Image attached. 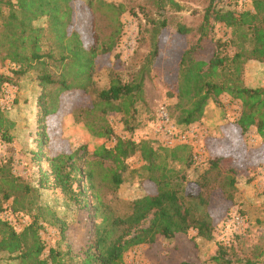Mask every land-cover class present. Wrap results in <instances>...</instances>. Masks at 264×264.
I'll return each mask as SVG.
<instances>
[{
  "label": "trees",
  "instance_id": "16d2710c",
  "mask_svg": "<svg viewBox=\"0 0 264 264\" xmlns=\"http://www.w3.org/2000/svg\"><path fill=\"white\" fill-rule=\"evenodd\" d=\"M153 1L160 12L165 8V1L177 8L173 0ZM250 2L251 9L235 12L218 8V0H209L203 10V21L197 29L199 38L195 45L182 52L179 59L177 102L174 106L177 125L189 126L200 122L208 102L219 104L220 97L226 95L241 104V114L232 122L240 136L255 128L257 134L264 138V86H244L241 72V64L247 60L264 64V0ZM85 9L92 18L90 38L87 41L85 37L86 42L72 26L75 21H82ZM124 10L122 4L103 0H89L86 5L76 0H0V64L8 62L15 67L11 71L13 77L0 73V92L15 84L16 79L13 78L20 79L34 72L42 91L38 99L41 120L54 114L56 99L58 104L61 93L87 89L96 57L109 56L113 52L120 32L119 18ZM96 14L108 19L115 27L105 42L99 41ZM216 24L230 31L229 44L235 48V53L231 57L222 56L217 51L222 45L215 42L216 50L210 58H196L202 40ZM164 27V19L152 22L154 43L145 65L130 83H122L114 75L108 88L97 94L95 110L103 115L131 116L134 105L144 101V75L157 60L158 37ZM177 32L186 35L192 30L179 26ZM85 44L88 46L85 47ZM168 97L173 96L168 93ZM1 110L5 109L0 107V136L10 142L8 128L12 124L3 117ZM227 127L222 130L221 139L206 140L208 154L215 157H209L207 169L193 183L202 189L197 194L191 192L192 186L186 176L180 175L167 161L169 159L172 163L188 167L193 165L191 156L185 161L178 156V152L189 148L187 145L154 149L150 141L134 142L116 137L112 147L101 146L95 151V159L108 163L105 179L112 189L123 184L127 168L125 161L138 153L144 164L141 169L148 174L146 180L151 184V190L134 200L129 213L122 217L110 214L101 197L92 193L93 235L85 247L69 257V263H65L60 251L52 248L44 257L46 247L39 234L41 226L38 217H31V209L25 205L28 204L26 201L31 189L11 172L9 162L1 163L0 261L2 256H7L8 261H17L18 264H122L125 253L139 246H153L158 238L181 240L195 231L197 237L212 240L218 218L208 210L206 190L223 164L233 162L240 154L237 142L227 132ZM110 134L108 127H102L97 136ZM46 140L38 142L39 150L34 157L37 164L40 161L47 164V171H39L40 180H51L53 188L68 201L79 209H86L89 206L87 191L94 189V173L90 169L91 163L86 161L85 148H81L82 154L79 151L51 154L46 148L43 150L44 146H48ZM224 171L227 173L224 187L232 190L237 170L228 165ZM4 212L11 213L14 218L29 215L31 221L17 231L2 217ZM64 233L65 227L62 226L61 234ZM224 248L221 245L212 258L215 264H233ZM246 264L252 263L247 261Z\"/></svg>",
  "mask_w": 264,
  "mask_h": 264
},
{
  "label": "rangeland",
  "instance_id": "374dc122",
  "mask_svg": "<svg viewBox=\"0 0 264 264\" xmlns=\"http://www.w3.org/2000/svg\"><path fill=\"white\" fill-rule=\"evenodd\" d=\"M76 1L86 5L89 0ZM173 1L177 8L165 1L162 13L158 11L153 0L106 2L122 4L125 9L119 18L120 32L115 49L109 56L96 57L89 87L61 93L58 104L56 99V111L45 119L41 120L40 116L38 99L42 91L37 85L34 72L20 79L13 78L16 79L15 84L5 88L10 94V101L5 110L1 111L3 117L12 124L8 128L12 140L4 141L0 136V164L9 162L11 172L31 189L26 201L28 204L25 205L31 209V217H38L41 226L39 234L46 247L44 257L48 249L52 248L60 251L65 263H69V257L87 245L95 224L92 217V193L101 197L110 214L122 217L129 213L130 204L134 200L142 198L151 190V184L146 180L148 174L141 169L144 164L138 153L125 161L127 168L124 182L116 189L110 188L105 179L108 163L95 159L93 153L101 146L112 147V139L116 137L134 142L150 141L153 148L158 149L157 147L161 146L153 140L156 138L155 129L159 127L156 111L163 107L177 131L185 132L188 128L196 130L198 145L204 152L202 161L193 163L190 167L178 162L172 163L167 159L170 167L179 171L180 175L186 176L191 183L190 190L193 194L202 191L193 183L207 169L209 157H215L208 154L206 140L219 139L222 137V130L230 126L227 127V132L236 140L240 154L233 162L223 164L206 190L209 197L208 210L218 218L212 240L197 237L195 231H191L181 240L158 238L153 246L143 245L125 253L122 264H215L212 258L221 245L225 247L227 258L232 259L233 264H246L247 261L252 264H264V138L257 134L255 128H250L243 137L240 136L239 130L232 126V122L240 116L241 104L230 98L219 100V104L208 102L202 117L206 118L207 113V120L189 126L176 124L174 106L177 102L175 95L179 59L183 51L196 44L199 38L197 29L203 21V10L208 6L209 0ZM250 3V0H218L217 7L240 12L251 9ZM83 17L81 22L75 21L72 26L83 40L86 37L88 41L92 18L86 9ZM95 19L99 41L105 42L115 31V27L108 19L98 14ZM161 19L165 20V27L158 37L157 60L144 75V101L134 105L131 116L103 115L99 110H95L97 94L108 88L114 75L122 83H130L139 74L154 43L151 34L152 22L156 23ZM179 26L191 29L192 32L179 34ZM230 39V31L216 24L202 40L196 58H210L216 50L215 42L222 45L217 48L222 56H233L235 48L229 44ZM87 46L85 44V47ZM13 69L14 65L8 62L0 64V73L6 76L13 77ZM241 72L244 86H264L263 63L247 60L241 64ZM168 93L173 97H168ZM0 102H5L2 92ZM102 127H108L111 134L98 137ZM219 132L220 136L215 137ZM45 138V144L48 146H44L43 150L47 149L51 154L75 151L82 154L81 148H85L86 161L91 163L90 169L94 173V189L92 192L87 191L89 206L86 209H79L68 201L53 188L51 180H40L39 171H47V164L44 161L37 164L34 157L39 150L38 142L41 139L44 141ZM188 147L186 151L178 152L183 161L198 151L197 148ZM228 165L237 170L234 176L236 183L232 190L224 187L227 175L224 167ZM233 213L238 214L242 220L237 234L233 232L235 228L227 223ZM20 219H23L24 223L19 222ZM29 220L31 221L29 215L26 218H15L17 226L21 228L25 223H29ZM62 226L65 227L64 234H61ZM223 234L226 235L224 239H227V242H221ZM0 264L18 262L8 261L7 256H2Z\"/></svg>",
  "mask_w": 264,
  "mask_h": 264
},
{
  "label": "built area",
  "instance_id": "2783aa9c",
  "mask_svg": "<svg viewBox=\"0 0 264 264\" xmlns=\"http://www.w3.org/2000/svg\"><path fill=\"white\" fill-rule=\"evenodd\" d=\"M2 93L4 94L5 102H0V107L5 109L8 102L10 101V94H8L7 89H4ZM156 116L159 122V127L155 129L154 136L156 138L153 140L157 142V144L159 143V146L164 148H175L177 146L187 145L197 148L198 151L192 155V161L194 164H198L200 161H202L201 157L203 156L204 152L198 145L199 138L197 137L195 129L188 128V130H186L185 132L177 131L176 127L171 122L167 112L163 107H159L157 109ZM112 141L115 142V138L112 139ZM2 215L3 218L6 219L10 225L14 226L17 231H20L23 228L17 226L15 218L11 213L4 212ZM22 220L23 219H20L19 222L24 223V221ZM227 223L229 224V226L235 228L233 232L237 234L239 227L242 225V220L238 214L233 213L230 215V218L228 219ZM26 224L27 223H25L24 225ZM225 237L226 235L223 234L221 242H227V239H224Z\"/></svg>",
  "mask_w": 264,
  "mask_h": 264
},
{
  "label": "crops",
  "instance_id": "0c3cea01",
  "mask_svg": "<svg viewBox=\"0 0 264 264\" xmlns=\"http://www.w3.org/2000/svg\"><path fill=\"white\" fill-rule=\"evenodd\" d=\"M105 2H111L112 0H104ZM226 98H229L228 96H226V95H222L221 97H220V100L222 99V100H225ZM205 116H206V118H204V119H201V121L202 120H207L209 117H207L208 115H207V113H205ZM256 130V129H255ZM220 136V132L218 133V135H216L215 137H219ZM222 137H220L219 139H221Z\"/></svg>",
  "mask_w": 264,
  "mask_h": 264
}]
</instances>
